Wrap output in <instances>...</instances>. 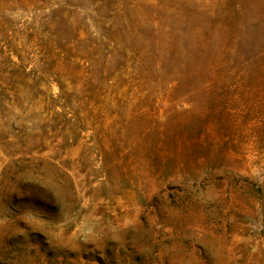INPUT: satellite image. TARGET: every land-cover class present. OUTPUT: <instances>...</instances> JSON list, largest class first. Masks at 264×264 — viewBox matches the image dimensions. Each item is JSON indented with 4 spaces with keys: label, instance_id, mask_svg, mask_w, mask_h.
Instances as JSON below:
<instances>
[{
    "label": "rangeland",
    "instance_id": "374dc122",
    "mask_svg": "<svg viewBox=\"0 0 264 264\" xmlns=\"http://www.w3.org/2000/svg\"><path fill=\"white\" fill-rule=\"evenodd\" d=\"M0 264H264V0H0Z\"/></svg>",
    "mask_w": 264,
    "mask_h": 264
}]
</instances>
